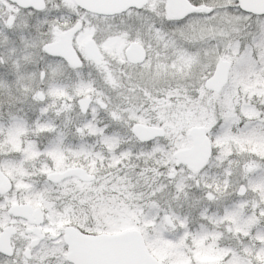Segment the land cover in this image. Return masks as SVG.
Instances as JSON below:
<instances>
[{
    "label": "snow or ice",
    "instance_id": "1",
    "mask_svg": "<svg viewBox=\"0 0 264 264\" xmlns=\"http://www.w3.org/2000/svg\"><path fill=\"white\" fill-rule=\"evenodd\" d=\"M0 264H264V0H0Z\"/></svg>",
    "mask_w": 264,
    "mask_h": 264
}]
</instances>
